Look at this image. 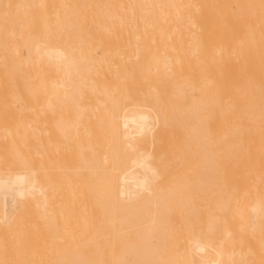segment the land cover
Masks as SVG:
<instances>
[{
    "label": "bare ground",
    "instance_id": "6f19581e",
    "mask_svg": "<svg viewBox=\"0 0 264 264\" xmlns=\"http://www.w3.org/2000/svg\"><path fill=\"white\" fill-rule=\"evenodd\" d=\"M0 264H264V0H0Z\"/></svg>",
    "mask_w": 264,
    "mask_h": 264
}]
</instances>
